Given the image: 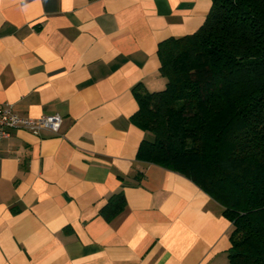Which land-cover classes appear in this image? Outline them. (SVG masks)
Listing matches in <instances>:
<instances>
[{
	"label": "crops",
	"instance_id": "0c3cea01",
	"mask_svg": "<svg viewBox=\"0 0 264 264\" xmlns=\"http://www.w3.org/2000/svg\"><path fill=\"white\" fill-rule=\"evenodd\" d=\"M211 0H0V104L58 112L59 132L0 142V264H232L230 222L185 175L137 160L135 93L158 90V43ZM122 190L124 208L99 213Z\"/></svg>",
	"mask_w": 264,
	"mask_h": 264
},
{
	"label": "trees",
	"instance_id": "16d2710c",
	"mask_svg": "<svg viewBox=\"0 0 264 264\" xmlns=\"http://www.w3.org/2000/svg\"><path fill=\"white\" fill-rule=\"evenodd\" d=\"M158 90L136 92L137 160L177 171L230 222L232 264H264V0H211L202 25L158 43ZM126 204L111 194V220Z\"/></svg>",
	"mask_w": 264,
	"mask_h": 264
},
{
	"label": "built area",
	"instance_id": "2783aa9c",
	"mask_svg": "<svg viewBox=\"0 0 264 264\" xmlns=\"http://www.w3.org/2000/svg\"><path fill=\"white\" fill-rule=\"evenodd\" d=\"M62 115L58 112L27 117L18 114L11 103L0 104V142L9 137L11 130L22 128L38 134L42 131L58 133Z\"/></svg>",
	"mask_w": 264,
	"mask_h": 264
}]
</instances>
